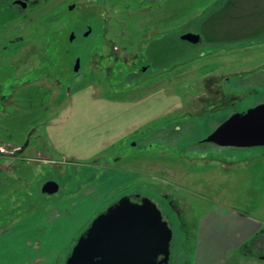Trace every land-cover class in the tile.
Returning <instances> with one entry per match:
<instances>
[{"label":"rangeland","instance_id":"374dc122","mask_svg":"<svg viewBox=\"0 0 264 264\" xmlns=\"http://www.w3.org/2000/svg\"><path fill=\"white\" fill-rule=\"evenodd\" d=\"M7 1L0 231L18 225L11 264L28 249L25 221L38 224L32 236L45 247H61L63 264L95 216L130 192L150 199L171 228L169 264H209L195 255L214 203L264 226V147L200 144L232 114L264 103V14L246 29L256 34L193 47L180 36L197 33V18L227 0H42L26 11ZM48 181L56 194L41 193ZM234 254L227 264H264Z\"/></svg>","mask_w":264,"mask_h":264},{"label":"water","instance_id":"95a60500","mask_svg":"<svg viewBox=\"0 0 264 264\" xmlns=\"http://www.w3.org/2000/svg\"><path fill=\"white\" fill-rule=\"evenodd\" d=\"M90 33L88 28L83 37ZM74 38L70 34L69 40ZM180 39L193 46L201 43V36L195 33H185ZM79 69L77 58L73 73ZM203 141L222 148L264 147V103L231 115ZM58 191L59 185L54 181L41 188L45 195ZM172 238L171 228L150 199L143 197L133 202L123 196L95 216L63 264H169Z\"/></svg>","mask_w":264,"mask_h":264},{"label":"crops","instance_id":"0c3cea01","mask_svg":"<svg viewBox=\"0 0 264 264\" xmlns=\"http://www.w3.org/2000/svg\"><path fill=\"white\" fill-rule=\"evenodd\" d=\"M93 194L94 199L98 194H96V192ZM90 195L92 196V193L88 196ZM88 196L84 198H88ZM89 214L82 219V223L89 221ZM25 222H28L23 225H28L26 230L27 237L29 238L23 241V246L28 249L24 252L21 250L22 248H18L19 254L16 259L18 262L17 264H32L33 261L40 257H43L44 259L35 264H54L55 255L61 252V247H45L40 237L32 236V231L37 228L38 224H32V221ZM45 223L47 233L54 232V221L51 222L52 224H49L48 222ZM15 226L18 225L12 227L16 228ZM263 228L264 226L262 224L252 221L249 216L246 217L245 215H239V213L226 208L224 205L214 203L210 212L204 216V220L200 223L202 234L197 242L200 253H196L195 255L196 261H198L200 255H202L204 260L209 261V264H227L232 257H236L234 252H238L240 255L243 254V251L241 252V247L244 244L247 245L246 242L249 239L251 240ZM13 229L0 231V264H11V259H9L10 255L7 252H9L8 249L11 239L15 237V230L12 231ZM32 245H34V247ZM246 257L250 259H246L245 257H242V259H245L248 263H257V261L263 260L254 257L251 258L249 256Z\"/></svg>","mask_w":264,"mask_h":264},{"label":"trees","instance_id":"16d2710c","mask_svg":"<svg viewBox=\"0 0 264 264\" xmlns=\"http://www.w3.org/2000/svg\"><path fill=\"white\" fill-rule=\"evenodd\" d=\"M262 14H264V9L261 10L255 6L253 0H227L209 14L197 18V33L201 35L202 43L204 41L211 44L229 43L236 40L237 34L253 35L258 33L246 32V29L252 26L256 17ZM242 251L246 256L264 260V228L251 239L250 244L241 247ZM54 264L57 262L55 261Z\"/></svg>","mask_w":264,"mask_h":264},{"label":"flooded vegetation","instance_id":"af4514ba","mask_svg":"<svg viewBox=\"0 0 264 264\" xmlns=\"http://www.w3.org/2000/svg\"><path fill=\"white\" fill-rule=\"evenodd\" d=\"M9 1H11V5H12V7L15 8V10L21 9V10H23V11H26L31 5H37V4H39L40 2H42V0H9ZM17 1H21L23 4H17V3H15V2H17ZM2 3H3V4H4V3L8 4V1H7V0H2ZM185 43H187V42H185ZM187 44H189V43H187ZM189 45H190V44H189ZM191 46H192V45H191ZM147 66H149V64L146 65V66H144V67L142 68V71H143V72L146 71ZM200 144H205V143H203L202 141H200ZM130 145H131V147H135V143H131ZM124 196H128V197H130V199H131L133 202H139V200H140L141 198L145 197V196H142V195H140V194H138V193H136V192H130V193H128V194H125ZM160 198H161L162 201H164L165 203H168V204H169V202H166V200H165V198H164L163 196H160ZM168 204H167V206H168ZM166 222H167V221H166ZM169 263H170V262H169Z\"/></svg>","mask_w":264,"mask_h":264}]
</instances>
